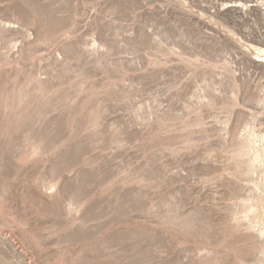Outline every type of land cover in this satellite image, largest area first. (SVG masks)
I'll return each mask as SVG.
<instances>
[{"label":"rangeland","instance_id":"1","mask_svg":"<svg viewBox=\"0 0 264 264\" xmlns=\"http://www.w3.org/2000/svg\"><path fill=\"white\" fill-rule=\"evenodd\" d=\"M254 47L264 0H0V264H264Z\"/></svg>","mask_w":264,"mask_h":264},{"label":"bare ground","instance_id":"2","mask_svg":"<svg viewBox=\"0 0 264 264\" xmlns=\"http://www.w3.org/2000/svg\"><path fill=\"white\" fill-rule=\"evenodd\" d=\"M251 48H252V46H251ZM254 49L257 51V52H263V50H262V48H258V47H254ZM263 61V60H262ZM262 61H258L257 60V63H261Z\"/></svg>","mask_w":264,"mask_h":264},{"label":"built area","instance_id":"3","mask_svg":"<svg viewBox=\"0 0 264 264\" xmlns=\"http://www.w3.org/2000/svg\"><path fill=\"white\" fill-rule=\"evenodd\" d=\"M261 57L264 58V52H263V55Z\"/></svg>","mask_w":264,"mask_h":264}]
</instances>
